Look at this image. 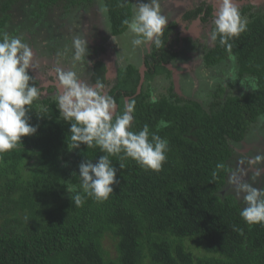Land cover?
<instances>
[{
	"label": "trees",
	"instance_id": "16d2710c",
	"mask_svg": "<svg viewBox=\"0 0 264 264\" xmlns=\"http://www.w3.org/2000/svg\"><path fill=\"white\" fill-rule=\"evenodd\" d=\"M69 1L83 7L94 2ZM102 1L112 34H124L128 29L123 21L134 15L133 0ZM15 2H3L0 41ZM203 11L204 5L184 20ZM211 13L209 6L202 20ZM243 13L248 14L246 30L228 41L231 52L218 36L204 63L210 69L234 57L238 77L250 91L233 95L219 86L204 102L185 99L171 87L153 102L145 86L138 91V67L129 65L121 74L119 87L109 94L118 105L117 114L124 111V93L134 102L131 130L139 132L147 125L149 138L159 135L168 150L159 171L145 169L123 153L109 156L119 183L106 200L82 190L81 204L70 199L66 189L80 184L73 175H78V165L107 153L95 145L72 149L70 122L60 113L57 99L41 97L42 91L52 89L40 88L32 77L30 85L40 95L28 115L38 131L0 153V264H264V224H247L236 192H228L232 144L244 141L264 118V14L251 7ZM177 26H166L161 46L153 45L147 56V82L156 75H172L165 64L178 55L169 44ZM96 72L95 79L105 83L101 64ZM162 120L168 127H158Z\"/></svg>",
	"mask_w": 264,
	"mask_h": 264
},
{
	"label": "clouds",
	"instance_id": "9594fccd",
	"mask_svg": "<svg viewBox=\"0 0 264 264\" xmlns=\"http://www.w3.org/2000/svg\"><path fill=\"white\" fill-rule=\"evenodd\" d=\"M101 11L107 13V6ZM123 23L134 37L131 41L134 47L147 43L160 47V36L168 20L161 14L158 0H138L133 17ZM213 23L210 39L215 42L219 36L220 44L231 52L232 45L228 41L243 33L247 25L233 0H219ZM72 45L74 61L87 57L88 38L74 36ZM32 66L33 52L29 45L5 34L0 41V153L15 149L22 144V138L33 136L38 131V125H32L28 115L30 106L40 95L39 90L30 85L32 77L28 70ZM55 71L60 84L57 103L64 120L70 122L72 149L95 145L107 153L95 162L84 159L78 165V175H73L79 176L80 184L66 189L72 202L82 203L80 190L97 200H106L114 193L113 186L119 181L116 179L117 168L109 156L123 153L145 169L159 171L162 168L167 158L168 142L155 133L149 138L147 125L139 132L131 130L134 102L126 103L122 114H117L116 102L106 94L103 83L90 86L82 82L74 71L59 68ZM232 80H236V76L229 73L225 77V86L228 85L226 81ZM240 84L243 87L242 81ZM158 127H168V124L162 120ZM256 175L260 172L257 171ZM234 183L237 196H242L246 205L240 211L241 218L249 225L264 224V188L238 180Z\"/></svg>",
	"mask_w": 264,
	"mask_h": 264
},
{
	"label": "rangeland",
	"instance_id": "374dc122",
	"mask_svg": "<svg viewBox=\"0 0 264 264\" xmlns=\"http://www.w3.org/2000/svg\"><path fill=\"white\" fill-rule=\"evenodd\" d=\"M3 2L5 0H0V18L4 16ZM137 2L133 0V13ZM233 2L243 19H248V14L243 13V9L248 6H252V12L264 14V0ZM158 3L168 23L177 22L178 33H183L188 40L179 42L176 36L171 40L170 46L173 48L177 43L183 44L181 52L178 51L179 62L174 63L171 76L162 75L144 82L152 97L159 99L174 87L177 94L186 99L209 102L219 86L225 87L233 95L251 90V86L244 83L241 86L235 59H228L210 69L203 63L205 54L214 46L210 33L214 30L213 21L219 0H158ZM209 4L216 6V10L208 22H203L199 17L184 20L192 7H208ZM102 7V0H94L89 7L72 5L69 0H61L57 4H48V0H16L12 5L7 13L9 19L3 28V36L7 34L19 38L32 49L33 66L28 70L29 75L40 85L52 89V92L42 91V98L57 99V92L60 91L58 73L55 71L57 68L74 71L82 82L93 86L90 78L95 59L106 61L108 81L115 80L118 70L127 65L142 67L143 54L148 52L147 46L151 49L153 44L134 47L131 43L134 37L128 31L124 35L110 37L108 15L101 11ZM77 35L88 38V54L82 61L73 60L72 41ZM229 73H234L236 80L226 81L228 85L225 86V77ZM244 87L249 90L245 91ZM244 142L232 144L235 147L232 158L234 171L228 183V192H236L235 180L264 188V118L253 125ZM245 144L250 151L243 146ZM257 171L260 175H256ZM236 198L244 208L246 205L242 196L236 194Z\"/></svg>",
	"mask_w": 264,
	"mask_h": 264
},
{
	"label": "flooded vegetation",
	"instance_id": "af4514ba",
	"mask_svg": "<svg viewBox=\"0 0 264 264\" xmlns=\"http://www.w3.org/2000/svg\"><path fill=\"white\" fill-rule=\"evenodd\" d=\"M201 6H203V5H198V6H196V7H192L188 12H194V11H197V9L199 10V8L201 7ZM209 6L212 8V13H211V16L210 17H208L207 18V21H205V22H208L212 17H213V11H215L216 10V6H214V5H210L209 4ZM208 6V7H209ZM133 7H134V4H133ZM208 7H205L204 6V11L200 14V15H198L197 17H199L200 18V20H202L203 18H206V15H207V10H208ZM248 7H252V6H248ZM248 7H245L244 9H246V8H248ZM243 9V10H244ZM187 12V13H188ZM186 13V14H187ZM109 19V18H108ZM203 21V20H202ZM204 22V21H203ZM109 23H110V21H109ZM177 23V22H176ZM170 23H168L167 24V26L169 25ZM178 24V23H177ZM177 28H178V26L176 27V29H175V31H174V35L171 37V40L176 36V40H178L179 42H181V41H184V40H188V38L186 37V36H184L183 35V33H178V30H177ZM110 31H111V34H112V27H111V24H110ZM128 31V30H127ZM126 31V32H127ZM125 32V33H126ZM124 33V34H125ZM124 34H122V35H124ZM110 37H117V36H114L113 34H112V36L111 35H109ZM121 36V35H120ZM171 40L169 41V44L171 43ZM154 45V44H153ZM153 45H152V48L150 49L149 47L150 46H147V51L148 52H146V54L144 55L143 54V59H142V67H140L138 70H139V72H140V75H141V80H140V83H139V86H138V91H139V93H140V91L142 90V88H144L143 86H145L144 85V82H147V74L150 72V68L147 66V64H146V62H147V56L149 55V54H152L153 53ZM182 46H183V44H181V43H177L176 44V47H172V52H174V53H177L178 54V51H180L181 50V48H182ZM215 47V42H214V46L212 47V49ZM212 49H210V50H212ZM209 50V51H210ZM208 51V52H209ZM181 52V51H180ZM175 62H179L178 61V55H177V57H176V59H175V61H173V62H170V63H168V64H165L166 66H167V68L171 71V74L172 73H174V71L172 70L173 69V66H174V63ZM204 63V62H203ZM97 64H101L102 66H103V68H104V72H103V78H104V80H105V83H103L104 85H105V91H106V94H110L113 90H115L116 88H118L119 87V84H120V81H121V78H120V76H121V74H123L125 71H126V69L128 68V66L129 65H127L125 68H121V69H119L118 70V72H117V74H116V76L114 77L115 78V80H109L108 81V78H107V72H108V68H107V65H106V61L104 62V61H101V60H99V59H95V61H94V63H93V66H92V72H91V83H92V85L93 86H95L99 81H97L96 79H95V75H97V72H96V66H97ZM154 65H155V63H153ZM204 65H205V63H204ZM175 67V66H174ZM154 70V69H153ZM143 76H145V78H144V81H143ZM159 76H162V75H156V77H159ZM155 77V78H156ZM39 83V82H38ZM100 83V82H99ZM39 87L40 88H46L47 90L48 89H51V88H48V87H46V86H42V85H40V83H39ZM54 89V88H53ZM175 92H176V90H175ZM177 93V92H176ZM57 94H58V92H57ZM123 95L125 96V104L126 103H128V102H130V98L131 97H129V96H127L126 94H124L123 93ZM179 95V94H178ZM179 96H181L182 97V95H179ZM186 99V98H185ZM117 105V104H116ZM118 105H117V113H118ZM242 142H244V141H242ZM241 142V143H242ZM245 143V142H244ZM243 143V144H244ZM256 144V143H255ZM243 146H246L247 147V150L248 151H250V148H248V145L247 144H245V145H243ZM261 158H262V156H261ZM264 158V157H263Z\"/></svg>",
	"mask_w": 264,
	"mask_h": 264
},
{
	"label": "water",
	"instance_id": "95a60500",
	"mask_svg": "<svg viewBox=\"0 0 264 264\" xmlns=\"http://www.w3.org/2000/svg\"><path fill=\"white\" fill-rule=\"evenodd\" d=\"M144 78H145V76H143V81H144Z\"/></svg>",
	"mask_w": 264,
	"mask_h": 264
}]
</instances>
